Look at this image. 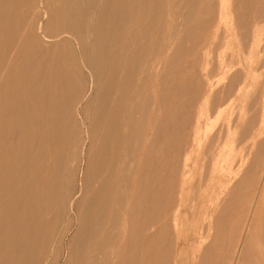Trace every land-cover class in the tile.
<instances>
[{
	"label": "rangeland",
	"instance_id": "obj_1",
	"mask_svg": "<svg viewBox=\"0 0 264 264\" xmlns=\"http://www.w3.org/2000/svg\"><path fill=\"white\" fill-rule=\"evenodd\" d=\"M66 1H18L24 20L35 19L19 63L35 62L33 71L49 67L51 78L68 72L82 84L81 98L70 102L72 91L59 95L58 107L70 102L72 109L53 135L52 111L44 112L49 122L42 131L35 111L23 112L28 123L18 127L0 118V183L14 191L22 175L9 166H30L23 175L34 189L24 205L28 217L38 200L49 204L42 191L54 164L64 183L72 176L67 196L54 200L58 219L41 264H264V0ZM45 11L73 35L59 45L45 42L38 33ZM55 23L47 25L49 38ZM87 70L96 77L93 91ZM23 144L25 152L35 150L36 168L28 156L14 158L12 147ZM51 219L44 217L43 226ZM20 248L14 243L12 253L0 251V262L9 257L18 264Z\"/></svg>",
	"mask_w": 264,
	"mask_h": 264
},
{
	"label": "bare ground",
	"instance_id": "obj_2",
	"mask_svg": "<svg viewBox=\"0 0 264 264\" xmlns=\"http://www.w3.org/2000/svg\"><path fill=\"white\" fill-rule=\"evenodd\" d=\"M18 1L20 0H0V118L4 119L6 122L8 123H14L15 125H17L16 127H18L20 124L22 123H26L28 121V119L24 116H22L23 112H37L38 115L41 117V120L38 124V128H40V130H43V127L45 125L48 124L49 122V118L46 117V115L44 114V112L46 110H48V112L52 111V113L54 112V117L52 118V123L54 125V127L52 128L51 132L52 135L55 133H57L59 131V124L61 123L60 119L62 116H66L69 114L70 109H72V106L70 105V102L75 101V100H79L81 98V93L83 91L82 89V84L78 82L77 78L74 79V81H70L69 80V76L70 74L61 72V71H56L54 74V76H52L51 78V70H48V68H41L38 67L36 68V71H33L32 69L34 65H31L29 63V61H23L21 63H19V55L21 52V48H22V41H23V37L26 35L27 28L32 22V17H30V14L28 15L29 20H24L23 15L20 14L19 9L16 8V5L18 4ZM66 1V0H64ZM68 1V0H67ZM66 1V2H67ZM72 1V0H71ZM202 1V0H201ZM223 1V0H222ZM221 1V2H222ZM256 1V0H255ZM90 2V1H89ZM203 2V1H202ZM232 2V1H231ZM230 2V3H231ZM23 3V2H22ZM46 3V2H45ZM69 3V2H68ZM94 3V2H93ZM189 3V2H188ZM224 3V2H223ZM21 4V3H20ZM38 4V3H37ZM79 4V3H78ZM82 4L83 1H82ZM128 4V3H127ZM208 4V3H207ZM220 4V3H219ZM239 4V3H238ZM29 5V3L27 4V6ZM70 5V4H69ZM225 5V3H224ZM68 6V5H67ZM83 6V5H82ZM222 6V5H221ZM42 7V6H41ZM69 7V6H68ZM67 7V8H68ZM211 7V6H210ZM220 7V5H219ZM218 7V8H219ZM223 7V6H222ZM21 8V7H19ZM26 8V7H25ZM24 8V9H25ZM39 8V7H38ZM37 8V9H38ZM71 8V7H70ZM185 8V6H184ZM209 8V7H208ZM212 8V7H211ZM210 8V9H211ZM226 8V7H225ZM231 8V7H230ZM246 8V7H245ZM23 9V10H24ZM32 9V8H31ZM51 9V8H50ZM55 9V7H54ZM72 9V8H71ZM74 9V8H73ZM72 9V10H73ZM150 9V8H149ZM177 9V8H176ZM186 9V8H185ZM189 9V8H188ZM193 9V8H192ZM224 9V8H223ZM35 9H33L34 12ZM45 10V9H44ZM56 10V9H55ZM183 10V9H182ZM200 10V9H199ZM203 10V8H202ZM206 10V9H205ZM255 10V9H254ZM263 10V9H262ZM32 11V10H31ZM40 11V8L39 10ZM49 11V10H48ZM48 11H45L44 14H42L46 21L45 23L42 22L41 24H39L38 26V33L39 35L42 37V39L45 42H48V40H53L55 42H58L59 40H61L62 36H69V34L67 33V31L65 30L66 27L60 25V24H56L55 21H53V18L51 16V14L48 13ZM65 11V10H64ZM71 11V10H70ZM184 11V10H183ZM187 11V10H186ZM185 11V12H186ZM193 11V10H191ZM225 11V10H224ZM248 11V10H247ZM30 12V11H29ZM42 12V11H41ZM59 12V11H58ZM72 12V11H71ZM194 12V11H193ZM200 12V11H199ZM212 12V11H211ZM26 13V12H25ZM175 13V12H174ZM191 13V12H190ZM204 13V12H202ZM232 13V12H231ZM246 13V12H245ZM36 14V13H34ZM39 14V12H38ZM56 14V12L54 13ZM67 14V13H66ZM177 13H175L176 16ZM187 14V13H186ZM185 15L186 16H190V15ZM201 14V13H200ZM209 14V13H208ZM259 14H263V13H259ZM58 15V14H57ZM68 15V14H67ZM70 15V13H69ZM181 15V14H180ZM198 15V13H197ZM207 15L206 13H204V16ZM229 15V14H228ZM233 15V14H230ZM91 16V15H90ZM89 16V17H90ZM208 16V15H207ZM261 16V15H260ZM259 16V17H260ZM26 17V15H25ZM35 17V16H34ZM56 17V15H55ZM201 17L202 14H201ZM211 17V16H210ZM209 17V18H210ZM256 18V19H259ZM59 18V17H58ZM177 18V16H176ZM184 18V17H183ZM187 18V17H186ZM189 18V17H188ZM187 18V19H188ZM197 18V16H196ZM204 18V17H203ZM246 18V17H245ZM51 19V21H50ZM208 19V18H206ZM35 20V19H33ZM88 21V20H87ZM179 21V19L177 20ZM181 21V20H180ZM179 21V22H180ZM184 23H185V18H184ZM24 23V24H23ZM51 23H55L57 26L55 28V31H53L54 33V37L53 38H49L48 35V26L47 25H52ZM59 23V22H58ZM182 23V22H180ZM183 23V24H184ZM175 24V23H173ZM177 24V23H176ZM189 24V23H188ZM25 25V28L23 29ZM35 25V24H34ZM35 27V26H34ZM53 27V26H51ZM55 27V26H54ZM132 27V26H131ZM176 27V26H175ZM180 28V25L178 26ZM177 27V28H178ZM241 27V26H240ZM246 27V25H245ZM248 27V26H247ZM90 28V27H89ZM178 28V29H179ZM182 28V27H181ZM184 28V26H183ZM242 28V27H241ZM240 28V29H241ZM251 29H253L251 27ZM30 30V27H29ZM54 30V29H52ZM129 30V28H128ZM248 31V30H247ZM35 32V31H34ZM91 32V31H90ZM127 32V31H126ZM176 32V30H175ZM254 32V31H253ZM31 33V31H30ZM25 34V35H24ZM33 34V33H31ZM72 34V33H71ZM22 35V36H21ZM37 35V34H36ZM73 35V34H72ZM70 35V36H72ZM21 36V37H20ZM31 35H29L30 37ZM69 36V37H70ZM133 36V35H132ZM247 36V35H246ZM255 36V35H254ZM28 37V38H29ZM74 37V36H73ZM131 37V36H130ZM134 37V36H133ZM176 37V36H175ZM26 38V37H25ZM24 38V39H25ZM35 38V37H34ZM37 38V37H36ZM36 38L33 39L34 41H36ZM39 38V36H38ZM59 38V39H58ZM88 38V37H87ZM245 38V37H244ZM75 39V38H73ZM27 40V39H26ZM32 40V41H33ZM132 40V39H131ZM28 41V40H27ZM40 41V40H39ZM38 41V42H39ZM42 41V40H41ZM98 41V40H97ZM128 41V40H127ZM24 42V41H23ZM26 42V41H25ZM31 42V41H30ZM76 42V41H75ZM92 42V41H90ZM130 42V41H128ZM249 42V41H248ZM60 42H58L59 45ZM64 43V42H63ZM61 43V45L63 44ZM94 43V42H93ZM133 43V42H132ZM134 43L137 44V41ZM32 44V43H31ZM44 44V42H43ZM135 44V45H136ZM35 45V44H34ZM37 45V44H36ZM57 45V47H58ZM78 44H76L77 46ZM92 45V43H91ZM42 46V45H41ZM45 46V45H44ZM66 46V45H65ZM27 47V46H26ZM25 47V48H26ZM40 47V46H39ZM38 47V48H39ZM49 47V46H48ZM51 47V46H50ZM55 47V46H54ZM78 47V46H77ZM173 47V46H172ZM46 48V47H43ZM42 48V52L45 50H43ZM56 48V47H55ZM63 48L64 44H63ZM61 48V49H63ZM28 49V48H27ZM35 49V48H34ZM54 49V48H53ZM57 49V48H56ZM54 49V50H56ZM79 49V48H78ZM77 49V50H78ZM88 49V47H87ZM30 50V49H29ZM48 50V49H46ZM66 49H63V51ZM76 50V51H77ZM12 52L11 55H8V52ZM26 51V50H25ZM79 51V50H78ZM91 51V50H90ZM33 52V51H32ZM47 52V51H46ZM56 52V51H55ZM60 52V51H59ZM65 52V51H64ZM61 52L60 55L58 54V62L62 63L64 61L65 58V53ZM24 53V51H23ZM35 53V52H33ZM41 53V52H39ZM50 53H52V51H50ZM49 53V54H50ZM78 53V52H77ZM92 53V52H91ZM22 54V53H21ZM30 54L32 55V53L30 52ZM55 54V53H54ZM35 55V54H34ZM33 55V56H34ZM37 55V54H36ZM42 55V54H41ZM131 55V54H129ZM22 56V55H21ZM20 56V57H21ZM25 56V55H24ZM30 56V55H29ZM40 56V55H39ZM78 56V55H77ZM38 57V55H37ZM37 57L35 59H37ZM23 58V57H22ZM42 58V57H41ZM46 58V57H45ZM96 58V57H95ZM111 58V57H110ZM178 58V57H177ZM25 59V58H24ZM27 59V57H26ZM29 59V58H28ZM39 59V57H38ZM47 59V58H46ZM50 59V58H49ZM109 59V58H108ZM22 60V59H21ZM53 60V59H52ZM69 60H70V56H69ZM81 60V59H80ZM88 60V58H87ZM254 60V59H253ZM30 61L33 62V60L31 59ZM41 61V60H39ZM46 61V60H45ZM74 61V60H73ZM178 61V60H177ZM176 61V62H177ZM180 61V60H179ZM42 62V61H41ZM175 62V63H176ZM48 63V61H47ZM51 63V62H50ZM49 63V64H50ZM108 63V62H107ZM37 64V63H36ZM46 64V62H45ZM82 65L84 66V64L82 63ZM107 65V64H106ZM33 66V67H32ZM39 66V65H38ZM46 67V65H44ZM52 66V63H51ZM64 66V65H63ZM159 66V65H158ZM37 67V66H35ZM58 67V66H57ZM62 67V66H61ZM160 67V66H159ZM181 67V66H180ZM85 68V67H84ZM158 68V67H157ZM87 69V68H86ZM85 69V70H86ZM159 69V68H158ZM89 73V77H91L90 79H92L91 83V87L89 88V90H94V86L96 84V77L94 75V73L92 72V70H87ZM146 71V70H145ZM157 71V69H156ZM34 72V73H33ZM86 72V71H84ZM123 72V70H122ZM144 72V71H143ZM52 73V72H51ZM158 73V72H157ZM155 73V74H157ZM73 73L71 72V75ZM159 75V74H158ZM86 76V74H85ZM157 77V76H156ZM51 78V79H50ZM79 78V76H78ZM88 78V77H86ZM159 78V77H157ZM89 79V78H88ZM156 79V78H155ZM87 79H85L86 81ZM81 81V80H80ZM84 81V82H85ZM102 81V79H101ZM161 81V80H160ZM159 81V82H160ZM87 83V82H86ZM85 83V84H86ZM157 83V82H156ZM84 84V83H83ZM90 84V83H89ZM158 84V83H157ZM88 86V85H87ZM159 86V84L157 85ZM156 86V87H157ZM87 89V88H86ZM160 88L158 87V90ZM68 91H72L71 96H69V100L70 102H67V104L65 106H60L58 107V100L59 99V95H62L65 97L66 93H68ZM87 92V91H86ZM84 92V94L86 93ZM91 92V91H89ZM180 92V91H179ZM92 94V93H91ZM90 94V95H91ZM100 94V93H99ZM160 95V94H159ZM58 96V97H57ZM68 96V95H67ZM87 95L83 96L86 97ZM92 96V95H91ZM167 96V95H166ZM216 96V95H215ZM190 97V96H189ZM91 98V97H90ZM89 98V99H90ZM86 99V98H85ZM162 99V98H161ZM160 99V100H161ZM215 99V98H214ZM83 100V99H82ZM193 100V99H192ZM85 101V100H84ZM149 104V103H148ZM166 104V103H165ZM164 104V105H165ZM90 105V104H89ZM190 105H192V103H190ZM83 106V105H82ZM182 106V105H181ZM189 106V105H188ZM77 109H79V104L76 106ZM74 108V107H73ZM179 108V107H178ZM145 109V108H144ZM174 109V108H173ZM77 111V110H76ZM175 111V110H174ZM147 112V111H146ZM73 113V112H72ZM71 113V114H72ZM76 113V112H75ZM78 113V111H77ZM81 113V112H80ZM31 114V113H30ZM48 114V113H47ZM182 114V113H181ZM185 114V113H184ZM14 116L12 118H10V116ZM76 115V114H75ZM156 116V115H155ZM170 116V115H169ZM32 117V116H31ZM30 117V118H31ZM33 118V117H32ZM145 118V116H144ZM167 118V117H166ZM176 118V117H173ZM262 119V117H261ZM37 120V119H36ZM169 120V119H168ZM145 121V119H144ZM159 121V120H158ZM164 121V120H163ZM258 121V120H257ZM32 122H35L32 120ZM82 122V121H80ZM157 122V121H156ZM167 122V121H166ZM170 122V121H169ZM174 122V121H173ZM255 122V121H254ZM28 123V122H27ZM84 123V122H83ZM34 124V123H33ZM85 124V123H84ZM110 124V123H109ZM114 124V123H113ZM164 124V123H163ZM28 125V124H27ZM34 126V125H33ZM140 126V124H139ZM21 127V126H20ZM19 127V128H20ZM30 127V126H28ZM254 129L256 128L255 126H253ZM19 128H17L19 130ZM23 128V127H22ZM51 128V127H50ZM10 129V128H9ZM16 129V130H17ZM25 129V128H23ZM19 130V134L18 135H23L24 133H26V131L24 130ZM99 129V128H98ZM111 129V128H110ZM159 129V128H158ZM166 129V128H165ZM7 130V129H6ZM11 130V129H10ZM140 130V129H139ZM152 130V128H151ZM155 130V128H154ZM157 130V129H156ZM250 130H252V128H250ZM87 131V130H86ZM99 131V130H98ZM159 131V130H158ZM249 131V130H248ZM10 132V131H8ZM160 132V131H159ZM255 132V131H254ZM258 132V131H257ZM44 133V132H43ZM101 134V132H99ZM154 133V132H153ZM174 133V132H173ZM250 133V132H249ZM247 132V135L249 134ZM8 134V133H7ZM11 134V133H10ZM14 134V133H13ZM16 134V133H15ZM14 134V135H15ZM39 134V133H38ZM37 134V135H38ZM41 134V133H40ZM87 134V133H86ZM98 134V135H100ZM142 134V133H141ZM140 134V135H141ZM179 134V133H178ZM246 134V133H245ZM140 135L139 138H140ZM156 135V134H155ZM39 136V135H38ZM87 136V135H86ZM153 135H151L152 137ZM0 137H5L3 135H1L0 133ZM7 137V136H6ZM10 135H9V140H10ZM16 137V136H15ZM44 137V136H43ZM169 137V136H168ZM171 137V136H170ZM247 137V136H246ZM59 138L58 135H56L54 137V139L57 141ZM79 138V137H78ZM87 138V137H86ZM154 138V137H153ZM163 138V137H162ZM174 138V137H173ZM245 138V137H244ZM14 139V137H13ZM35 139V138H34ZM33 139V140H34ZM88 139V138H87ZM175 139V138H174ZM3 140V139H2ZM32 140V141H33ZM41 140V139H40ZM22 141V139H21ZM140 141V140H139ZM6 142V141H5ZM86 142V141H85ZM98 142V141H97ZM141 142V141H140ZM169 142V140H168ZM3 143V142H2ZM8 143V142H6ZM13 143V142H11ZM61 143V142H60ZM41 144V143H39ZM153 144V143H152ZM105 145V144H104ZM3 146V145H2ZM38 146V145H37ZM44 146V145H43ZM106 146V145H105ZM173 146V145H172ZM171 146V147H172ZM25 145L23 144L20 147H12V151H15V157L17 158V162L20 159H24L25 156L30 157L29 160V165H31L34 168H36L37 166L35 165V160L33 158V153L32 151L34 150L32 148V150L25 152ZM104 147V146H103ZM3 148L5 147H0V158L4 157V150ZM17 148V149H16ZM38 148V147H37ZM46 148V147H45ZM84 149V148H83ZM102 149V148H101ZM179 149V148H178ZM8 150V149H7ZM27 150V149H26ZM48 150V149H47ZM46 150V151H47ZM176 150V149H175ZM35 151V150H34ZM50 151V150H49ZM57 151V150H56ZM170 152V150H169ZM32 153V154H31ZM58 153V152H57ZM83 153V152H82ZM159 153V152H158ZM177 153V152H176ZM160 154V153H159ZM158 154V155H159ZM57 156V155H56ZM50 157V156H49ZM153 157V156H152ZM55 158V157H53ZM52 158V159H53ZM90 158V157H89ZM57 159V158H56ZM59 159V158H58ZM107 159V158H106ZM154 159V158H153ZM10 160V159H9ZM51 159L49 158V161ZM233 160V159H232ZM6 161V160H5ZM31 161V162H30ZM48 161V162H49ZM104 161V160H103ZM151 161V159H150ZM149 161V162H150ZM51 162V161H50ZM49 162V163H50ZM159 162V161H158ZM167 162V161H166ZM258 162V161H257ZM153 163V162H152ZM42 164V163H41ZM47 164V163H46ZM48 165V164H47ZM168 165V164H167ZM229 165V164H228ZM49 166V165H48ZM219 166V165H218ZM162 167V166H161ZM30 168V166H23L22 163L18 164H14L13 166H9V170L11 172H19L22 176L21 178H18L17 181V188L13 191L11 190V187L9 185H4L0 183V232L5 233V234H1L0 233V239L2 240L3 244L0 245V251L4 250L6 253H12V244H18V246H21V248L19 249V251H17V255L20 257L17 260L18 264H41L43 261V255L44 253L47 251L46 249V242L49 239V237L51 236V232H52V228L55 225L57 219H58V207L57 208H53L54 206V200L55 198H60L62 200H64V197L67 196V193H65V191H69L72 188V176H68L66 177L65 183H64V178L61 176L56 175L55 173H58L59 171H61V167L59 164H54V167L51 169L52 173L54 174L51 178H49V181L46 183L45 185V189H43L44 191H42V194L44 193L47 196V200L46 202L49 203L47 206H41L40 204V200H38L36 203H34V210L32 215L30 214V217H28L25 212H24V205H26L27 201L29 200V198L32 196L34 189L32 187H30V183H29V179L24 178L23 175L24 173H27V169ZM32 168V167H31ZM64 169V168H63ZM152 169V168H151ZM221 169V167H220ZM1 170V169H0ZM48 170V169H46ZM140 170V169H139ZM134 171V170H133ZM132 171V173H134ZM151 171V170H150ZM81 172V171H80ZM139 172V171H138ZM248 172V171H247ZM41 173V172H40ZM73 172H71L72 174ZM224 173V172H223ZM81 174V173H80ZM86 174V169L83 172L82 175V183H81V188H83V181H84V177ZM33 175V174H32ZM39 175V174H38ZM75 175V174H74ZM30 177V176H29ZM155 177V176H154ZM213 178V177H212ZM47 180V179H46ZM167 180V179H166ZM212 180V179H211ZM210 180V181H211ZM168 183V182H167ZM158 184V183H157ZM156 184V185H157ZM171 184V183H170ZM118 185V184H117ZM173 185V184H172ZM155 186V185H154ZM153 186V187H154ZM80 190V189H79ZM163 190V189H162ZM161 191V190H160ZM174 191V190H173ZM80 193V192H79ZM41 194V192H40ZM37 194V195H40ZM58 196V197H57ZM79 197V196H78ZM111 197V196H110ZM43 199L45 200V198L43 197ZM68 199V197H67ZM97 199V198H96ZM155 200V199H154ZM77 198H72V200H69V202H67V209L72 212L74 211L76 205H77ZM111 201V200H110ZM157 203V202H156ZM213 202H211L212 204ZM215 204V203H214ZM45 205V204H44ZM217 205V204H216ZM138 209V208H137ZM216 209V208H215ZM104 209L102 208V211ZM214 210V209H213ZM87 211V210H86ZM214 212V211H213ZM212 212V213H213ZM52 213H55V216L53 219L49 218L50 215H52ZM101 213V212H100ZM134 213V211H133ZM132 213V214H133ZM72 214V213H71ZM97 214V213H96ZM99 214V213H98ZM97 214V215H98ZM215 214V213H213ZM142 215V213H141ZM70 216V215H69ZM75 216V215H74ZM102 216V214H100L97 217ZM125 216V215H124ZM47 217L48 219H51L52 222H50V224L48 226H43V218ZM142 217V216H141ZM213 217V216H212ZM70 219V218H69ZM177 219V218H176ZM175 219V220H176ZM143 220V219H142ZM141 220V222H142ZM149 220V219H148ZM69 221V220H68ZM62 224H64L62 222ZM71 224V223H70ZM76 226V225H75ZM126 226V225H125ZM97 227V226H96ZM142 227V226H141ZM71 228V227H70ZM92 228V227H91ZM98 228V227H97ZM96 228V230H97ZM127 228V227H126ZM138 228V226H137ZM62 229V228H61ZM121 229V228H120ZM70 230V229H69ZM95 230V232H96ZM221 231V230H220ZM59 232V231H58ZM209 232V231H207ZM101 233V232H100ZM125 233H127L125 231ZM124 233V234H125ZM142 233V232H141ZM102 234V233H101ZM30 235V240H31V246H27V244L29 243L27 240V236ZM69 235V234H68ZM27 237V238H26ZM58 237V236H57ZM56 237V238H57ZM103 237V236H102ZM119 237V236H118ZM207 237V236H206ZM97 238V237H96ZM126 238V237H125ZM27 239V240H26ZM123 239V238H122ZM64 240V239H63ZM125 241V239H123ZM127 240V239H126ZM56 242V241H55ZM120 242V241H119ZM65 243V242H64ZM54 244V243H53ZM86 245V244H85ZM245 245V244H244ZM123 246V245H121ZM211 246V245H210ZM215 246V245H214ZM87 247V245L85 246ZM128 247V246H127ZM206 247V246H205ZM134 248V247H133ZM53 249V247H52ZM138 249V248H137ZM112 250V249H111ZM129 251V249H126ZM206 250V249H205ZM232 250V249H230ZM122 251V250H120ZM134 251H136L134 249ZM125 252V251H123ZM93 253V252H92ZM112 253V252H111ZM120 253V252H119ZM135 253V252H133ZM53 254V252H52ZM110 254V253H109ZM203 255V254H202ZM52 256V255H51ZM125 256V255H124ZM129 257L131 255H128ZM142 257V255H141ZM49 258V257H48ZM119 258V257H118ZM75 259V258H74ZM114 259V258H113ZM121 259V257H120ZM119 259V260H120ZM123 262L125 261V258H123ZM240 259V258H239ZM46 260V259H45ZM50 260V259H48ZM62 260V259H61ZM64 260V259H63ZM47 261V260H46ZM122 261V259L120 260ZM131 261V260H129ZM144 261V260H142ZM69 262V261H68ZM45 263V262H44ZM47 263V262H46ZM228 263V262H227ZM0 264H12V259L11 258H7L4 261H1ZM55 264H60L59 260L57 263ZM121 264V263H120ZM125 264V263H124ZM129 264V263H128ZM208 264V262H207Z\"/></svg>",
	"mask_w": 264,
	"mask_h": 264
}]
</instances>
